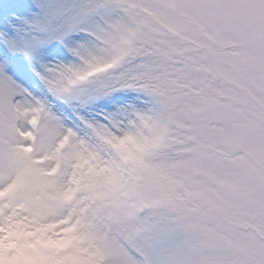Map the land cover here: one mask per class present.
<instances>
[{"label": "rangeland", "instance_id": "rangeland-1", "mask_svg": "<svg viewBox=\"0 0 264 264\" xmlns=\"http://www.w3.org/2000/svg\"><path fill=\"white\" fill-rule=\"evenodd\" d=\"M249 194L264 0H0V264H264Z\"/></svg>", "mask_w": 264, "mask_h": 264}, {"label": "trees", "instance_id": "trees-1", "mask_svg": "<svg viewBox=\"0 0 264 264\" xmlns=\"http://www.w3.org/2000/svg\"><path fill=\"white\" fill-rule=\"evenodd\" d=\"M180 34L181 32L177 30L174 33V35H178V36H180ZM170 35L171 34H168V36ZM175 39L176 38L173 37V39H169L168 42L173 41V43H178V40L174 41ZM182 46H184L183 47L184 49L187 48L185 44ZM170 47H173V46L170 44ZM172 52L174 53V50ZM181 52H184V51L182 50ZM190 52H191V49L188 53L184 54V56L190 57L192 55V53L190 55ZM237 84H239L241 88L244 87V85H241L239 82ZM210 145L211 146H208V147L212 148L214 151H216V153L224 152L229 157H232V155H230L229 152L223 149L221 146L213 145V144H210ZM236 154H238V156H241V157H247L248 161H250L252 164H254L255 162L253 160L252 154L251 153L249 154V152L246 149H241L239 152H234V155ZM256 169L257 171L260 172L259 166H256ZM261 173H263V171H261ZM211 204L212 205L210 206H214L215 209L211 210L210 212L215 211V212L220 213V211L224 210L223 209L224 207L226 208V212L229 214V218L235 221L237 220L239 224H249V225L255 224V222H260L259 220H262L264 218V209L262 208L264 204V196L246 195L241 201H233L230 203V205L225 204V202L219 203L217 200L215 201L211 200ZM217 206L219 208H217Z\"/></svg>", "mask_w": 264, "mask_h": 264}]
</instances>
